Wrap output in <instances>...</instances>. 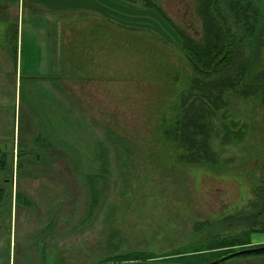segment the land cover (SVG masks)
<instances>
[{"label":"rangeland","instance_id":"rangeland-1","mask_svg":"<svg viewBox=\"0 0 264 264\" xmlns=\"http://www.w3.org/2000/svg\"><path fill=\"white\" fill-rule=\"evenodd\" d=\"M202 1L126 0L140 11L135 20L120 12L123 28L65 27L57 34V74L26 82L3 61L0 264H102L130 252L161 257L264 222V103L226 95L224 123L246 131L228 146L210 139L213 163L186 162L162 135L191 76L176 35L203 42ZM227 5L236 20L231 29L243 38L249 83L264 73V0H226L220 14ZM249 247L264 248V234H252Z\"/></svg>","mask_w":264,"mask_h":264},{"label":"trees","instance_id":"trees-1","mask_svg":"<svg viewBox=\"0 0 264 264\" xmlns=\"http://www.w3.org/2000/svg\"><path fill=\"white\" fill-rule=\"evenodd\" d=\"M220 1L203 0L200 4L197 15L202 21V43L196 44L192 39L183 36L180 31L178 35L175 34L178 44L180 43L179 51L191 76L187 89L179 92L171 120L161 130L165 140L173 149H181V157L190 164L214 162L215 155L209 145L212 138L217 137L220 146H228L232 142L243 140L245 125L232 121L224 123L227 94L231 93L245 99L253 98L264 103V73L253 81L244 83L247 61L240 43L243 38L240 30L237 34L236 29H231L230 22L236 20L229 11L228 5V14L223 15L222 12L220 14L219 10L225 7L226 0H223L224 3L220 4L219 9ZM162 19L159 21L168 24L167 19ZM11 34H9V44L14 46L16 28ZM213 122L218 123L219 132L214 130ZM98 155L99 171L104 173L103 154ZM1 158L0 170H3L4 157ZM97 177L95 176L94 179ZM3 195L4 192L0 189V202ZM255 233L264 234V222H253L238 235L214 236L161 257L144 252H130L112 256L102 264H226L232 260H242L243 262L240 261L242 263L239 264H246V261L264 258V251L230 258L227 256L250 248V236Z\"/></svg>","mask_w":264,"mask_h":264},{"label":"crops","instance_id":"crops-1","mask_svg":"<svg viewBox=\"0 0 264 264\" xmlns=\"http://www.w3.org/2000/svg\"><path fill=\"white\" fill-rule=\"evenodd\" d=\"M126 3V0H115L114 5L123 10L118 12L111 9V0H17L16 4L13 0H0V66L5 61L11 74L23 75L26 82L31 77L57 74L61 61L58 44L62 40L57 34L65 27L78 28L84 24L89 28H109L114 23L123 28L121 20L127 16L120 12H129L130 19L135 20L133 16L140 11L128 8ZM13 20L16 40L11 46L8 29ZM21 28L26 31L22 33ZM49 28L57 29L56 34H50ZM24 34L31 39L23 46Z\"/></svg>","mask_w":264,"mask_h":264},{"label":"water","instance_id":"water-1","mask_svg":"<svg viewBox=\"0 0 264 264\" xmlns=\"http://www.w3.org/2000/svg\"><path fill=\"white\" fill-rule=\"evenodd\" d=\"M260 250H264V248L237 251L235 253L230 254L228 256V258L233 257V256H237V255L246 254V253H254V252H257V251H260ZM142 264H159V263H142ZM210 264H213V263H210Z\"/></svg>","mask_w":264,"mask_h":264}]
</instances>
